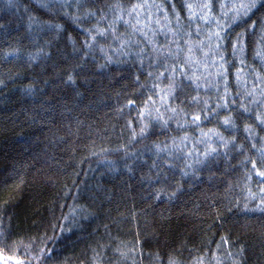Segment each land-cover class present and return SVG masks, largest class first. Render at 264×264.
Listing matches in <instances>:
<instances>
[{
    "label": "trees",
    "instance_id": "1",
    "mask_svg": "<svg viewBox=\"0 0 264 264\" xmlns=\"http://www.w3.org/2000/svg\"><path fill=\"white\" fill-rule=\"evenodd\" d=\"M208 2L0 0L1 264H264V0Z\"/></svg>",
    "mask_w": 264,
    "mask_h": 264
},
{
    "label": "snow or ice",
    "instance_id": "2",
    "mask_svg": "<svg viewBox=\"0 0 264 264\" xmlns=\"http://www.w3.org/2000/svg\"><path fill=\"white\" fill-rule=\"evenodd\" d=\"M134 9L135 8H140L141 5H134L133 6ZM225 7V5H221V8L223 9ZM256 7V0H251L250 3H240V4H233L232 6V11L235 12V15L232 17V22L235 23L236 21H238L239 19H241L242 16H247L251 11L252 9H254ZM188 8L191 9L192 8V5H188ZM202 9H207V13L203 16L200 17L201 20H203L206 24H211L214 20L216 22V30L213 31V32H209L208 33V41L210 42L211 40L215 39L217 41H223L224 39V30L225 28L229 27L228 24H224L223 26H221V23L219 20H216V18L214 16H212V4L209 0L208 3H205L202 5ZM190 17H193L195 15V13H192L190 11L189 13ZM223 15L227 16L228 13H223ZM120 19V18H118ZM177 19L179 20V16H177ZM197 34H199L200 32V28L199 26L197 27ZM101 35H103V31L101 30L100 32ZM173 35H175V33H173ZM189 36H191V33H188ZM95 39V37L93 38ZM185 43L187 44L188 46V56L186 58V63L188 64H192V63H195L196 65H200L201 64V61L199 60H196V61H193V52H194V49L196 48H199V49H203L205 47V41L204 40H201L199 41L197 44H193L191 39H189L188 41H185ZM220 48V44H216L215 45V49L216 50H219ZM232 48H233V54L235 55L237 51H240L242 52L243 49L242 48H239V45L238 43H234L232 45ZM159 51V49H157ZM180 51H182L181 47L179 44H177V48H176V54H178ZM213 51V48H212V45L209 43L208 45V51L204 52V62H203V68L205 70V72H207V68H208V61H207V57H208V54L209 52H212ZM169 54H172V53H169ZM220 65H219V70L215 73L216 77H224L225 79V85L227 83V69L224 67V57L221 56L220 57ZM213 64H215V61H213ZM172 73L174 74L177 69L176 67H172L171 69ZM181 71H183V66H181ZM167 72V68L165 69V72H161L159 74V76L157 77V79H161L165 76ZM149 75H151V73H149ZM239 73L237 74V80L239 81ZM188 79L192 80L193 83L196 85L197 88L201 87V85L198 83L201 79L200 76L196 75L195 72L193 73L192 76L188 77ZM257 79H260V77L258 76ZM209 83H211V81H209ZM204 87L206 88L207 85H204ZM163 92V90H161ZM174 91L172 85L170 84L169 87H168V90H167V94H164V95H161V103L162 104H166L167 103V100L168 98L172 95V92ZM228 95V90H227V87L225 86V96ZM247 95H250V96H253L255 97V89H253L252 92L250 93H247ZM260 95L262 97H264V89L261 90L260 92ZM199 97H196L194 98V100H198ZM149 100H151V97H149ZM233 103H235V101H233ZM252 104H256L258 103V101L253 98L252 101H251ZM217 108H221V107H227V102H225L223 105L221 104H217L216 105ZM241 108L244 109L245 112H248L250 111L249 108L245 107L243 104L240 105ZM171 111L173 112V114L176 113V109H171ZM156 113H157V119H160V120H163V114L160 112V109L157 108L156 109ZM145 114H149V113H142V115H145ZM172 117H169V119H171ZM205 119H208L207 116L204 117ZM257 119L258 120H261V117L259 115H257ZM201 120V117L199 115H196L193 117V123H196L198 121ZM164 124L167 125L168 123V120H163ZM224 125H230L231 124V118H225L224 121H223ZM261 123H264V120H261ZM145 131L144 128L141 129V133H143ZM220 134L214 130H209V132H202L201 133V136L206 138L205 141H202V142H208V141H211L212 140V137L213 136H219ZM184 140H187L188 137H184L183 138ZM222 143L224 144L225 147H227V141H223V137H220ZM216 152V149L213 148L211 146V144L209 143V147H208V150L206 151L205 155H211L212 153H215ZM260 176L264 177V172H261L259 173ZM262 191H264V189H262ZM262 203H264V201H262ZM169 264H173L172 261L169 262Z\"/></svg>",
    "mask_w": 264,
    "mask_h": 264
},
{
    "label": "rangeland",
    "instance_id": "3",
    "mask_svg": "<svg viewBox=\"0 0 264 264\" xmlns=\"http://www.w3.org/2000/svg\"><path fill=\"white\" fill-rule=\"evenodd\" d=\"M4 261H5V259L2 256H0V264L4 263Z\"/></svg>",
    "mask_w": 264,
    "mask_h": 264
}]
</instances>
